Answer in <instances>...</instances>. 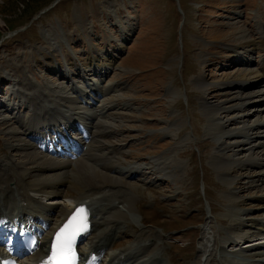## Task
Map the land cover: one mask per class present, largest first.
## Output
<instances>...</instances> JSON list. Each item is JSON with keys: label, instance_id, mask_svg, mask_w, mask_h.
Segmentation results:
<instances>
[{"label": "rangeland", "instance_id": "1", "mask_svg": "<svg viewBox=\"0 0 264 264\" xmlns=\"http://www.w3.org/2000/svg\"><path fill=\"white\" fill-rule=\"evenodd\" d=\"M251 40L257 48L253 53L240 47ZM263 42L264 0H0V103H18L10 97L15 81L11 70L32 81L35 98L39 97L34 102H44L54 89L60 96L81 98L84 93L76 95L73 87L85 92L90 84L98 85L101 97L96 111L105 107L106 122L99 121L96 129H109L108 137L93 144L104 153L92 154L102 155V160L114 167L119 162L152 167L142 166L139 169L150 168L152 173L127 180L128 191L122 193L112 212L131 200L135 213H126L128 223L142 228L137 207L142 208L148 216L143 221L153 235H136L132 228L118 245L130 246L139 237L154 239L151 244L155 248L162 236L169 243L175 242L171 237H177L178 248H165L174 264H242L240 255L223 253L221 247L229 228L228 211L234 208L230 204L233 194L239 199L264 196L260 181L264 168L261 171L249 166L250 162L248 166L238 163L250 157L264 161V127H259L264 124V80L241 91L233 87L243 83L231 80L262 67ZM101 58L109 59L102 68L108 69V75L91 82L104 71L95 64V59ZM80 66L87 70L82 79L77 71ZM67 68L78 76L65 78ZM73 78L74 83L86 80L87 84L73 86ZM205 84L215 88L204 93ZM238 96L248 97L242 110L233 109L241 103ZM54 100L63 103L61 98ZM30 114L23 104L0 115V160L27 163L24 158L32 151L10 149L7 142L21 144L25 136L19 135L22 125L15 117ZM11 131L15 135L10 136ZM231 133L235 136L227 135ZM247 139L254 151L244 144ZM110 147L120 154L109 158L106 152ZM91 159L85 163L99 168L105 163ZM234 160L237 164H230ZM0 176V184L9 190ZM203 178L207 184L203 185ZM68 186L64 189L68 196H76ZM257 203L249 201L242 206L248 218L244 220H264V209ZM203 221L205 227H192ZM208 245L213 256L205 251ZM170 251H179L181 257ZM244 253L249 261L256 260L250 252Z\"/></svg>", "mask_w": 264, "mask_h": 264}, {"label": "bare ground", "instance_id": "2", "mask_svg": "<svg viewBox=\"0 0 264 264\" xmlns=\"http://www.w3.org/2000/svg\"><path fill=\"white\" fill-rule=\"evenodd\" d=\"M245 38L242 37L243 40ZM240 45H241L240 47L242 48H249L250 50L248 51L251 53L257 50V48H255L254 40H251L250 42L249 41L244 42ZM108 60H109L108 58L106 59L101 58L97 60L95 59V64L97 65L99 64L100 69H102L105 68V65L107 64ZM102 70L104 71L99 72V74L101 73L100 74L101 76L97 77L96 82L104 78V74L108 69H102ZM77 71L80 72L79 76L82 77L85 75L84 72H86L87 70L85 71L80 66ZM89 72L92 71L90 70ZM11 73L13 74L12 76L15 79V84L11 89V92H14L12 93V95H15L16 92L21 91L19 92V94L21 96L23 95L22 99L25 102H27L28 105L26 108L28 111L31 112V114L25 117H20V116L15 117L16 122L22 125L21 130L18 129L20 131L19 135H22V137L25 136V139L22 138L21 144L19 141L16 142L17 144L9 143V142L7 143L9 144L10 149L17 150L18 147H23L25 148L24 149L25 151L27 152L32 151V153L26 154L24 159H27V163H24L22 165H20L18 162H17L18 164H16L13 161L14 160L13 158H12L13 160L9 158H4L0 160V175H2V177L4 178V184H8V188H9L8 190L6 188L7 186L5 185L2 186L0 184V217H7L11 219L20 218L21 223L25 222V219L27 217H30L31 219L29 222H33V223L40 222L41 220L46 219L47 228L45 230L46 235L44 236L43 241L47 242L48 237L50 235L53 236L55 231L59 227H61L64 224V222L70 216H72V214L78 208L82 207L89 210L91 214L94 215V219H93L94 233L89 239V246L85 247L83 249V252L88 250L89 253H93V252L102 251L108 247H110L109 249H111V247L114 246L115 240H117V238L121 237V235H123L124 233L128 234L131 232L133 227L128 223L129 222L127 219L128 215L126 213H130V212L135 213V212L133 210L134 208L133 205L131 204V200L127 202L126 207H124L123 205L120 206L119 204L117 206L118 210L114 209L112 212V207H115L117 205V204L115 205V203H118L120 201L119 199L122 193L128 191L129 184L126 178L119 176L120 173L118 175L112 174V171L116 169H114L115 167L109 164V162L107 163V161H104V159L102 160V158L105 157L98 154H92V151L97 152L99 154L104 153L101 149L97 150L96 147L93 146V144L95 142H98L100 139H102V137L103 138L108 137V129H109L108 126L107 127L101 126L100 128L96 129L97 123L99 121L102 122L103 120L106 122V118L103 114V110L105 109V107L101 106L99 108L100 110L96 111L98 109L97 104H99V102L96 98L92 97L93 96L92 93L95 92L93 89L89 92L86 91L80 100H78V98L74 96H70L68 98H66V96L65 97L62 95L60 96L59 92H56L54 89L53 91L52 90L49 91V95H47L44 98L45 99L44 102H42V100H39V102H34V100H38L39 97L35 98V95H37V93L36 91H34L35 86L31 83L32 81L31 82L29 81L30 80L28 79L29 77L28 78L26 76L24 77L22 75H19L18 73L14 74L12 70ZM66 74H67L66 76L68 77L67 79H71L72 77L76 76L69 69L66 70ZM263 80H264V61L260 69L256 71L247 70L240 76V78L238 79L236 78L231 81L232 83H237V84H239L238 82H241L243 83V85L245 84V86L247 85L248 82L251 83L259 82L258 84H256L258 86L261 84ZM72 82H74V80ZM232 83L230 82V84ZM210 86L211 85L209 84H205L203 86V92L207 93L212 88H215V87L210 88ZM93 87L95 88L96 86ZM250 87L251 86H247L246 88H244V86H236L234 89L237 91H241L242 89L248 90ZM95 89L96 92L97 91L100 92V89L98 87H96ZM0 91H2V85H0ZM51 93L53 94V96L50 95ZM63 93L60 92V94ZM74 93L76 95H79L80 89H78ZM42 94L46 95L44 91L42 92ZM17 96L18 95L14 96L16 100H18ZM59 98L63 99L62 105L54 100V99L57 100ZM262 98L264 99V95L262 96ZM238 99L241 101V103L238 104L237 106H234L233 109L235 108L242 110V108L248 102V97L244 98L242 96H238ZM233 100H235V98ZM82 101H85L86 107H84V103ZM46 102L49 103L46 104ZM49 104H51V106ZM2 105L3 104L0 103V108L2 107ZM5 106L12 108V110H16L17 104L16 103L12 104V102L7 104L5 102ZM214 107L212 106L213 109ZM263 107H264V100L262 102L261 109ZM77 121L86 123L89 126H93L90 134L91 142L89 144H86L81 149L84 151L85 154L83 158L77 159L75 162L71 160L60 162L56 157L49 158L45 155L43 156L40 152H38L37 147H35L34 143H36L37 141L39 142L42 141L45 146H49L52 149H56L57 145L53 141H55L59 137L61 132H63L64 128L68 126L69 127L73 126L74 123ZM52 126L55 128L48 130V128ZM254 127L252 129H254ZM259 127H261L262 129L264 127V124H259ZM97 132H99L98 135L100 136H97L95 134ZM79 133L80 132L78 133L75 132L74 134L76 135ZM9 135L10 136L15 135V133L11 131V133L9 132ZM227 135L229 137L235 136L234 133ZM17 140H19V137ZM244 144L251 145L249 140H247ZM227 147L228 146L224 147L223 145L220 146V148H224V149H227ZM249 147L251 148V150L249 148V151H254V147H252V145ZM69 150L72 151V149ZM111 151H113L112 154ZM254 153H250V154H254ZM106 154L109 158L111 157L114 158V155L120 154V151H116L113 147H110L109 151H107ZM91 158L92 159L97 158L101 162H105V163L100 168L97 167V165L93 166V165H89L88 163H85L87 159H91ZM253 158L256 157H250L249 160L247 161L243 160L240 162L234 160L233 162H230V164L233 165V164H237L238 162L245 165V162H250L249 166H253V167L255 166L256 168L260 167L262 171L264 168V161L261 162L260 160ZM153 169L155 168L153 167ZM164 170L166 169L164 168ZM228 171L231 172L232 168L231 167L228 168ZM109 173L111 175H109ZM128 173H130L131 175L135 174L134 169H129ZM50 175L52 176L49 178L46 177ZM66 181L69 182V186L67 185ZM260 181L263 182L262 183L263 186L264 177L260 179ZM14 183H15V187H14ZM10 184H12L13 188H10L9 186ZM67 186L68 188H71V190L73 189L74 191H76L77 195L74 197H69L67 191L64 190L67 188ZM254 198L257 199V202H259L264 209V196L254 197ZM45 200H47L50 203L45 204ZM231 203H233V205ZM230 204L234 206V208L229 209L228 211L230 222L228 224L229 225L228 231L226 230L227 237L224 239L225 245L230 244L236 246L235 244L237 243L235 238L238 239L240 243L242 242L247 243L252 239H257V238L259 239L261 237H264V220L262 221H257L253 219H251L250 221L244 220L243 217L245 216L246 211L242 210L240 206H244L245 202L239 199V195L237 193L233 194L230 200ZM49 221L51 224V229H49L48 226ZM3 228L6 229L9 228V224H5ZM154 237H158V236L154 235ZM152 241H154V239L148 238L146 240H143L138 237L136 238L134 244L128 246L127 248L121 251L118 252L116 251L111 253L109 255V259L106 261L108 262V264H114V262H118L121 264H144L147 262L149 264H165L163 259L159 257L150 258L148 261L145 260L144 263L142 262L143 259H145L143 254L146 252L144 251H146V249L147 251L149 250L148 248L152 246L151 244ZM45 246L46 243L43 242L41 244L38 254L44 253ZM237 246H239V244H237ZM263 249H264V245L261 244L255 247L253 249V252H259ZM224 250L225 249L222 248V252ZM157 251L158 253L162 254L161 252L162 249H159ZM205 251L206 253L211 252L210 250L207 249H205ZM211 256H213L212 252H211ZM253 264H264V260H258L256 263Z\"/></svg>", "mask_w": 264, "mask_h": 264}, {"label": "snow or ice", "instance_id": "3", "mask_svg": "<svg viewBox=\"0 0 264 264\" xmlns=\"http://www.w3.org/2000/svg\"><path fill=\"white\" fill-rule=\"evenodd\" d=\"M86 212L84 208H78L71 216L69 223L61 229L56 235V243L54 244V253L59 250L63 255L59 264H73L72 243L76 235L83 231L86 227L84 220ZM75 226V227H74Z\"/></svg>", "mask_w": 264, "mask_h": 264}]
</instances>
